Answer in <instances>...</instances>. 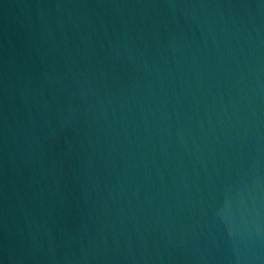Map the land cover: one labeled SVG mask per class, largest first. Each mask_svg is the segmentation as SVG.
<instances>
[{"label":"water","instance_id":"1","mask_svg":"<svg viewBox=\"0 0 264 264\" xmlns=\"http://www.w3.org/2000/svg\"><path fill=\"white\" fill-rule=\"evenodd\" d=\"M0 264H264V0H0Z\"/></svg>","mask_w":264,"mask_h":264}]
</instances>
